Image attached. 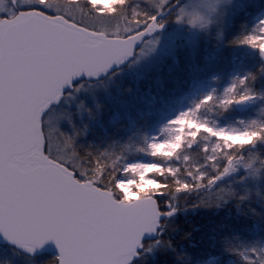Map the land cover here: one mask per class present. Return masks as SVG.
Returning <instances> with one entry per match:
<instances>
[{
    "label": "snow or ice",
    "instance_id": "1",
    "mask_svg": "<svg viewBox=\"0 0 264 264\" xmlns=\"http://www.w3.org/2000/svg\"><path fill=\"white\" fill-rule=\"evenodd\" d=\"M169 20L193 28L212 23L180 0H0V238L29 256L51 242L57 254L47 264H136L157 254L193 264V256L177 247L190 242L191 232L173 238L181 227L176 218L190 208L227 203L223 195L190 199L194 193L211 191L238 168H251L252 175L264 168V160L252 168L256 157L245 161L241 155L264 144V121L251 120L243 130L209 126L197 114L216 100L213 90L161 129L174 136L163 143L153 137L147 145L151 162L121 166L119 156L105 161L106 153L78 152L75 135L60 132L44 116L71 94L65 87L79 91L82 85L74 86V78L107 74L133 56L137 42L143 45L139 55L152 51V35ZM228 44L252 50L261 63L224 88L218 100L223 110L264 99L252 87L264 75V18ZM200 139L210 143L200 146L199 165L167 163ZM145 172L151 173L143 178L147 187L129 175ZM224 251L243 264H264L259 242L240 249L225 243Z\"/></svg>",
    "mask_w": 264,
    "mask_h": 264
},
{
    "label": "trees",
    "instance_id": "2",
    "mask_svg": "<svg viewBox=\"0 0 264 264\" xmlns=\"http://www.w3.org/2000/svg\"><path fill=\"white\" fill-rule=\"evenodd\" d=\"M135 2H140V0H135ZM235 19L228 28L225 40L219 42L217 47L209 42L202 43L192 48L190 57H188L184 56L185 50L182 44L178 46L177 51H174V58H176L174 68L177 67L178 69L181 66V61L186 60L191 74L194 73L195 69L203 68L204 70L208 67V69L216 70L215 72L225 75L228 71V61L224 54L229 49L238 48L230 46L228 40H226L229 39L233 30L239 29ZM169 60L170 58L163 59L156 68H150L147 72V78L150 77L151 71L158 75L165 72L169 76L166 71L167 66H170ZM260 63L258 58L254 62L252 60L247 61L245 72H256ZM131 64L115 71L101 82H80L76 84L82 85L80 88L106 86L111 80L109 94L114 98L112 102L99 99L101 103H96L97 106L94 107L91 102L88 104L89 99L86 97L84 103H87V105L84 107L82 115H78L77 112L69 113L68 118L62 125L61 132L65 133L64 131H66L65 134L69 136L75 135L74 146H76L78 152H90L93 155L106 153L102 157L105 161L119 156V164L122 166L125 158L118 148V143L125 137L133 135L138 126L145 125L143 115L148 111L155 113L156 109L160 107V100L167 96L165 94H169L171 90L178 88L176 86L161 89L155 86L152 93L150 83L145 80L137 89H133L134 78L126 74L130 70ZM175 74H178L177 71ZM252 87L255 92L264 91V75H259L256 81L253 82ZM140 92L144 93L142 99L139 98ZM116 93H120L119 96H115ZM71 95L72 93L65 95L64 98ZM150 96H152V99H150ZM79 103H81L80 99ZM248 113H251V111L249 110ZM155 118L151 120V124L157 121ZM207 143L208 139H200L192 149L179 151L177 153L179 158L173 157L167 163L181 168L185 165H199L202 162L200 146ZM185 155L188 156V160L184 162ZM241 155L244 156L245 161L253 160L256 157L253 160L252 168H257L259 167V161L264 160V144L257 143L255 146L243 150ZM251 172V168L248 170L238 168L236 173L222 180L211 191L204 190L199 194L194 193L190 197V199H198L199 196H204L205 200L209 197L215 200L217 195H223L227 203L221 201V207L190 208L176 218L175 223L180 224L181 227L179 232L172 234L173 238H178L181 232H191L190 242L181 241L177 247L178 251L193 256V264L196 260H199L200 264H205L211 259H216L217 262H225L230 259L233 264H243L239 257L224 251L225 243L230 247L240 249L246 243L258 241L264 237V168H261L256 175H252ZM241 175L246 176L243 182L239 180ZM220 188L227 189L233 192L234 195L229 197L226 192H219ZM205 192H207V195H205ZM241 195L247 196V199L239 200L238 197ZM52 257L41 255L36 258H27L15 249L5 246L0 250V264H25V261H27V264L30 261L33 264H47ZM136 264H177V262L171 254L166 256L157 254L155 257L148 256L145 260H138ZM185 264H188L187 260Z\"/></svg>",
    "mask_w": 264,
    "mask_h": 264
},
{
    "label": "rangeland",
    "instance_id": "3",
    "mask_svg": "<svg viewBox=\"0 0 264 264\" xmlns=\"http://www.w3.org/2000/svg\"><path fill=\"white\" fill-rule=\"evenodd\" d=\"M181 5H185L188 11L209 16L212 23L205 28H193L186 23H176L174 20H170L166 23V30L153 37L156 40V45L152 51L144 55H139L141 49L137 52L134 61L130 65V70L126 72L127 75L134 78L133 89H137L145 80L150 83L152 93L155 86L161 89L176 86L178 88L173 89L169 94H165L167 96L160 100V107L156 109L155 113L148 111L143 115L145 125L138 126L133 135L125 137L118 143V148L125 158L123 164L151 162L153 156L150 155L147 145L152 142L153 137L158 138L159 142L163 143L166 138L174 136L176 134L174 131L161 132V129L167 125L170 119L194 106L203 96L213 90L216 100L202 107L197 114L198 118L206 121L209 126L226 130H243L251 120L264 121V114L261 113V109L264 108V99L257 98L253 100L249 109L251 113H248V111L246 114L237 113L234 109L235 104L227 110L218 107V100L223 94L224 88L230 84L234 77L246 73L245 65L247 61L252 60L254 62L258 58L252 50L245 47L229 49L225 53L226 56L224 54L228 61V71L225 75L215 72L216 70L208 69V67L204 70L203 68L195 69L194 73L191 74L186 60L181 61V66L178 69L177 67L174 68V62L176 61L174 51H177L178 46L182 44L185 50L184 56L188 57H190L192 48L202 43L209 42L217 47L219 42L225 40L232 21L238 18L235 19V23L239 29L233 30L229 39H226L231 40L239 35L242 30L252 28L259 19L264 18V0H184ZM168 58H170V66H167L166 71L169 76L165 72L158 75L151 71L150 77L147 78V72L150 68H156L163 59ZM176 71L178 76L175 74ZM111 83L110 80L106 86H86L80 88L79 91H73L70 97L64 98L56 108L50 110L45 118L49 119L51 124L61 132L62 125L68 118L69 113L77 112L78 115L84 113V107L87 105V103H84V98L87 97L89 99L88 104L91 102L94 107L97 106L96 103H101L100 100L112 102L114 98L109 94ZM156 83L159 84L155 85ZM256 93L258 95L264 94V91ZM119 94L116 93L115 96H119ZM139 95L140 99L144 97L143 92H140ZM79 99L81 103H79ZM150 99H152V96H150ZM154 117L157 121L151 124L150 122ZM240 121L244 123L241 124ZM209 143L208 140L207 144ZM140 149H143V151H140ZM188 150L184 149V151ZM161 151H166V149ZM183 161L185 162L184 159ZM129 175L136 176L140 184L147 187L143 178L150 176L151 173H130ZM134 186L135 183L133 182V184L126 186L125 191L131 193ZM255 242L264 245V237L258 241L248 242L244 246H250ZM1 248L2 246L0 250ZM25 264H27V261H25ZM28 264H33V262L30 261ZM205 264H233V262L230 259L225 262H217L216 259H211Z\"/></svg>",
    "mask_w": 264,
    "mask_h": 264
},
{
    "label": "water",
    "instance_id": "4",
    "mask_svg": "<svg viewBox=\"0 0 264 264\" xmlns=\"http://www.w3.org/2000/svg\"><path fill=\"white\" fill-rule=\"evenodd\" d=\"M183 2H184V0H180V4H182ZM165 29H166V24L164 25V27L162 29H160L158 32L154 33L152 35V37L154 35H156V34H159V33L163 32ZM141 46H142V44L140 42H137V44L134 45V54H133V56L130 57L128 60L124 61L123 63H121L118 66L117 65H113L109 69L107 74H101L98 78L85 77L83 74H81L80 77H77V78L73 79V81H72L73 85H75L76 83L82 82V81H84L86 83H96V82L102 81L103 79H105L108 75H110L115 70L120 69V68H124L125 66H127L133 60L136 52L140 49ZM64 92L68 93V92H72V90L67 88V87H65ZM62 98H63V96L61 97V99L58 102L50 105L49 109L45 112L44 116L48 113V111L51 108L58 106L60 101L62 100ZM249 108H250V102L249 103H245V104H235V109L239 113H243V112L247 111ZM3 245L16 249L13 245L7 243L3 238H0V246H3ZM16 250L20 254H22L24 256H27V257H30V258H34V257L40 256L42 254H46V255H50V256H55L57 254L56 249H55L54 245L51 242L47 243L43 247L42 250L37 252V254L35 256H29V255L25 254L23 251H21L19 249H16Z\"/></svg>",
    "mask_w": 264,
    "mask_h": 264
}]
</instances>
